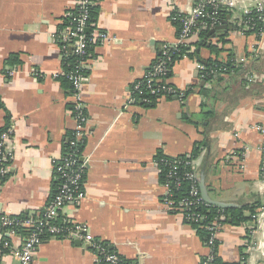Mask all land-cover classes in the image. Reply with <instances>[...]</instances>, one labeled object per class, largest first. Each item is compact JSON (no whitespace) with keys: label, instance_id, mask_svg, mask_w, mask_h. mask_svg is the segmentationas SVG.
<instances>
[{"label":"crops","instance_id":"crops-1","mask_svg":"<svg viewBox=\"0 0 264 264\" xmlns=\"http://www.w3.org/2000/svg\"><path fill=\"white\" fill-rule=\"evenodd\" d=\"M96 1L93 31L118 39L90 50L81 90L88 117L81 158L86 197L67 205L61 218L87 225L129 263L201 264L210 250L197 229L165 204L157 157L191 155L203 144L194 161L209 197L231 205L221 210H243L248 218L233 225L224 213L217 257L224 264H264V234L257 236L263 252L248 249L255 216L264 207V136L252 128L264 125V36L241 31L237 11L227 10V29L199 36L172 67L171 82L184 99L147 104L133 95V85L161 47L175 42L179 26L173 17L179 11L169 0ZM199 1L181 0L178 9ZM77 8L78 0H0V130L13 129L16 153L10 176L0 182L2 215L36 216L52 196L54 162L76 127L70 83L62 80L65 45L58 37ZM216 61L232 62L235 71L212 76L198 68ZM0 264L19 262L6 254ZM36 264L99 263L83 240L49 237Z\"/></svg>","mask_w":264,"mask_h":264},{"label":"built area","instance_id":"built-area-1","mask_svg":"<svg viewBox=\"0 0 264 264\" xmlns=\"http://www.w3.org/2000/svg\"><path fill=\"white\" fill-rule=\"evenodd\" d=\"M169 1L172 7L179 11L173 17V21L179 24L177 38L174 43L164 44L161 47L160 55L156 62L132 88L133 95L143 98V101L147 104L153 102L148 97L150 95L158 98L177 97L180 100L184 99V92L171 82L170 76L176 61L175 57L182 54L181 47L192 46V42L201 36V33L215 29L222 24L221 8H225L231 13L237 11L235 20L241 31L248 30L250 26H253L254 19H248V16L252 15L253 12L258 15V21L264 24V0H200L186 11L178 9L181 0ZM96 6V0H78L77 9L79 14H68V16L72 17L71 25L67 26L65 32H61L58 37L65 45L63 47L65 60L69 56L77 58L70 71L66 72L65 70L63 73L64 78L71 85V95L74 103L70 112L76 122V127L66 141L69 153H64L59 160L54 162V174L58 187L44 209L36 216L24 217L0 214V259L6 254H11L18 260L19 264H36L37 251L43 240L53 237L79 238L83 240L92 248L96 262L99 264H133L111 251L104 242L94 238L89 233L87 225L69 222L61 218V212L67 205H78L86 197L83 187L86 161L81 160V148L85 143L88 117L82 103L81 90L86 80L87 64L90 57L89 48L97 42L107 43L118 39L116 36L105 32L93 31V23H91L90 16L92 9ZM261 36H264V29L261 32ZM68 45L73 50H69ZM245 61L244 58L240 59V63ZM198 68L204 72L207 71V68L203 65L199 64ZM252 128L264 136V125H254ZM13 135V129L11 128L3 131L0 136V182L10 176L16 159ZM261 152L263 156L261 172L264 173V138ZM170 159L175 160L176 163L171 162L169 164L165 159L160 162L161 165L169 169L167 173L168 181L163 183L164 202L174 213L181 215L186 223L192 226L201 225L200 227L210 232L209 241L207 242L210 252L204 258L205 262L203 264H215L217 257L216 235L224 226L225 215L222 214L207 224L206 215L190 211V209L194 210L199 207H211L202 197L199 185L200 177L195 167L194 158L191 157L186 161H179L185 162L183 168L190 167L191 169L184 174L186 179L192 183L189 197L179 202L174 201L172 198L173 188L179 190L182 185L178 174L179 165L181 164L177 163L176 158ZM263 214L264 211L260 215L255 216L256 223L251 233L254 236L248 242L249 252L262 251L263 241L259 240L255 243V235L257 234V226L262 232L264 231ZM249 264L252 263L250 262Z\"/></svg>","mask_w":264,"mask_h":264},{"label":"trees","instance_id":"trees-1","mask_svg":"<svg viewBox=\"0 0 264 264\" xmlns=\"http://www.w3.org/2000/svg\"><path fill=\"white\" fill-rule=\"evenodd\" d=\"M97 7L93 8L92 11H91V16H90V20H91V23H93L95 21V18H96V15H97ZM79 14V10H75L73 12V15H77ZM229 14V12H227V10L225 8H221L220 9V16L223 19L226 18V16ZM248 19H254V22L252 23L253 26H248V30L246 31L247 35H251V34H254L256 36H260L261 32L263 31L264 29V24L260 21H258V15L253 12L252 15L248 16ZM71 21H72V17L71 16H68L63 24V27H66V26H69L71 25ZM177 26H179L178 23H176ZM179 29V28H178ZM209 31L207 32H203L201 33V37H204L208 34ZM212 49L215 50V47L212 46ZM89 50H91V47L89 48ZM181 50H182V53L185 52V51H189L188 47L184 46V47H181ZM176 59L178 58L175 57ZM175 59V60H176ZM77 61V58L75 56H69L64 64H65V70L66 72H69L70 69H71V66L73 64H75V62ZM233 63L232 62H229V63H220V62H212V64L207 67V73L209 75H212L214 76L215 73L211 74L213 71H216L218 74L220 73H230L232 72L233 70L235 71V68L232 66ZM172 76V74H171ZM170 76V77H171ZM64 82H66L68 85H69V81L67 79H62ZM69 89L71 91V85H69ZM72 93V92H71ZM188 93H190V89L188 91ZM187 93V94H188ZM151 100L155 101L156 99H158V97L156 96H148ZM4 130H0V136H1V133L3 132ZM69 137V136H68ZM203 149V144H197V146L195 147L193 153L191 155H187V156H181V157H178L176 158L177 159V163L181 164L179 165V178H180V181L182 183L181 187L179 190H175V188H173V199L174 201L176 202H179V201H182L183 199L185 198H188L189 197V193H190V189H191V186H192V183L186 179V177L184 176V174L186 172H189L191 169L190 167H187V168H183V164H185V162H179V161H186L188 158H195L199 155V153L202 151ZM81 151H82V148H81ZM65 153H69V149H68V144L66 143V146H65ZM162 159H165L169 164L171 162H175V160L173 159H170V158H167V157H163V156H158L157 157V161L159 162L160 166H161V171H162V174H161V179H162V182L165 183L168 181V178H167V173L169 172V169L163 165H161V160ZM57 181V180H56ZM199 185H200V181H199ZM58 187V182L55 183V186H54V190H53V193L52 195L55 193L56 189ZM191 212H195V213H203L204 215H206L207 217V224H209L210 222L214 221L217 217L221 216L222 214L224 213H230L231 215V218H232V224L233 225H241L243 223H245L248 218L245 217L243 215V210H226V211H223L217 207H209V208H202V207H199L198 209H190ZM252 211H253V208H252ZM225 215V214H224ZM21 216H29V215H21ZM205 224V225H207ZM201 225H196L194 226L198 233L200 234V236L204 239V241L207 242L209 241V237H210V232H208L205 228H202L200 227ZM205 262V259L202 260V263L203 264ZM216 263H219V264H224L222 263L218 257H216V260H215V264Z\"/></svg>","mask_w":264,"mask_h":264},{"label":"water","instance_id":"water-1","mask_svg":"<svg viewBox=\"0 0 264 264\" xmlns=\"http://www.w3.org/2000/svg\"><path fill=\"white\" fill-rule=\"evenodd\" d=\"M229 19L231 18L230 16L228 17ZM227 22L224 20L222 21V24L220 26H218L217 28L215 29H212L210 30L209 32V35L208 36H214V35H217L218 33L222 32L223 30L227 29ZM230 29H233V28H230ZM88 31V30H87ZM205 39L202 40L200 43H199V47H198V52L200 51L201 49V46L204 45L205 43ZM205 63V62H204ZM200 190H201V194H202V197L204 199V201L212 206V207H217V208H220V209H228V208H231V205H228V204H224V203H221V202H218V201H214L212 200L210 197H209V194H208V191H207V188H206V185H205V178L203 177L201 180H200Z\"/></svg>","mask_w":264,"mask_h":264},{"label":"rangeland","instance_id":"rangeland-1","mask_svg":"<svg viewBox=\"0 0 264 264\" xmlns=\"http://www.w3.org/2000/svg\"><path fill=\"white\" fill-rule=\"evenodd\" d=\"M263 211H264V207L261 208V209L257 212V216L260 215ZM257 223H258V222H257ZM256 230H257V234L255 235V236H256V241H255V243L259 241V240L257 239V236L260 235V234H262V233H264V231L262 232L260 229H258V226H257ZM251 236L253 237L254 235L252 234ZM252 237H251V239H252ZM251 239H250V241H251ZM250 241H249V242H250Z\"/></svg>","mask_w":264,"mask_h":264}]
</instances>
